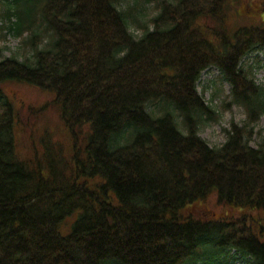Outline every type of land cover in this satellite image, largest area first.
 <instances>
[{
  "label": "trees",
  "instance_id": "16d2710c",
  "mask_svg": "<svg viewBox=\"0 0 264 264\" xmlns=\"http://www.w3.org/2000/svg\"><path fill=\"white\" fill-rule=\"evenodd\" d=\"M236 1H12L34 55L0 60V264H264V84L243 65L264 50V17L232 27ZM212 67L247 117L220 147L200 135ZM12 80L54 96L70 156L19 158ZM212 195L232 216L193 211Z\"/></svg>",
  "mask_w": 264,
  "mask_h": 264
},
{
  "label": "rangeland",
  "instance_id": "374dc122",
  "mask_svg": "<svg viewBox=\"0 0 264 264\" xmlns=\"http://www.w3.org/2000/svg\"><path fill=\"white\" fill-rule=\"evenodd\" d=\"M12 1L0 0V60L8 57L23 60L34 55V49L29 41L30 32L23 31L22 34H16L13 24L17 17L9 18L6 15L9 7L14 6ZM261 5L262 9L259 10L258 7ZM11 10L13 11L14 7ZM229 10L232 27L250 23L249 16H256L254 21L259 23L264 17V0L236 1L231 4ZM147 12L149 19L156 13V6L150 4ZM134 33L138 36L141 30L134 26ZM46 37L48 35H44V38ZM44 44L38 47L42 48ZM243 65L246 70L252 71L256 83L264 84V50H256L249 54L243 60ZM2 86L15 107L16 144L19 158L26 161L36 160L38 154L45 152L46 145L51 147L52 156L56 161L61 162L60 156H70L74 147V138L61 119L54 96L40 87L25 82L6 81ZM197 89L205 102L216 111V120H209L203 125L200 135L210 146L220 147L227 140V130L232 122L242 124L246 120V111L242 106L231 103V85L222 78L220 70L216 67L203 72ZM87 133L88 128L84 127L79 138L80 145L85 144ZM261 143H264V115L255 125L251 141L253 146H259ZM192 209L195 213L208 214L211 217H230L235 211L232 207L220 205L216 195L195 204ZM234 264L247 263L243 259H237Z\"/></svg>",
  "mask_w": 264,
  "mask_h": 264
}]
</instances>
